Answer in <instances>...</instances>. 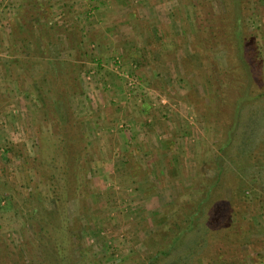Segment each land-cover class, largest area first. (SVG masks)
Returning a JSON list of instances; mask_svg holds the SVG:
<instances>
[{
    "label": "rangeland",
    "instance_id": "1",
    "mask_svg": "<svg viewBox=\"0 0 264 264\" xmlns=\"http://www.w3.org/2000/svg\"><path fill=\"white\" fill-rule=\"evenodd\" d=\"M198 3L204 13L224 10L221 0H115L99 10L88 0L74 20L63 12L48 22L35 17L31 42L25 34L10 39L0 53L10 63L0 69V264H61L53 250L66 239L68 264H142L198 208L192 228L211 229L207 215L218 221L215 234H198L214 235L215 244L194 264H264V96L252 100L251 88L234 115L215 106L210 67H227L232 51L212 46L205 61L206 35L193 37ZM254 4L264 33V0ZM244 26L252 30L250 19ZM255 39L262 43L260 33ZM22 42L33 52H15ZM62 90L72 92L65 103L56 97ZM65 117L92 146L84 197L65 205L66 228L53 220L50 182L35 162L43 161L44 131ZM228 118L233 141L219 152ZM216 155L223 176L200 203L213 180L200 173ZM214 205L217 215H209Z\"/></svg>",
    "mask_w": 264,
    "mask_h": 264
},
{
    "label": "trees",
    "instance_id": "2",
    "mask_svg": "<svg viewBox=\"0 0 264 264\" xmlns=\"http://www.w3.org/2000/svg\"><path fill=\"white\" fill-rule=\"evenodd\" d=\"M254 1L255 0H221L224 10L222 13H218V15L213 11L204 13L201 8L202 5L199 3V6L197 5L194 7L197 23L196 33L193 34V37L206 35L203 41L207 47L204 49L205 61L207 63L211 61L210 54L208 55V53L213 47L218 45L227 51L229 49L232 51L231 61L227 62L229 66L219 67L214 64L213 67H210V80L208 82L211 84L212 78L215 77V90L217 94L212 101H217L215 106L220 105L223 114L224 112L226 113V110L230 111V113L232 112V115L239 112L241 110L239 105L241 102L249 99L248 93L251 88L258 89L255 95H253L252 100L264 96V33L261 31V26L258 25L261 21L259 15H256V4H254ZM243 12H245V15L242 14ZM253 17H255V20L252 19ZM249 19L251 21V31L244 26L246 20L248 21ZM216 21H219V24H216ZM258 33H260V38H262L261 44L256 43L255 38ZM193 46L195 48V44ZM211 52H213V50ZM55 73L54 76L59 78L61 73L57 71ZM219 76L228 77L229 81L225 82L223 78L217 81V77ZM58 82L61 90L63 84L60 78ZM73 82V79L70 77L66 85H71ZM249 82L250 84L248 86ZM227 88H232L235 93H230ZM71 93L72 92L69 90H67V93H64L62 90L61 93H56V97L65 103ZM229 94H234L235 97L233 95L229 97ZM250 95H252V93ZM208 110L207 108L206 112H208ZM63 119L64 120L61 122L54 119L50 124L51 126L44 131V139L41 140L43 161L36 159L35 162L37 164L40 163L43 167L41 168V179L45 178L50 182V196L55 201L56 206L53 220L66 228L65 205L69 199L75 197L82 199V197H84V183L86 175L89 173L92 146L87 139L86 133L80 128L79 122L73 121L72 118L71 120H68L69 118L66 119V117ZM231 122L232 120L230 118L225 122V131L227 130L226 133L228 135L226 134L227 136L223 137L218 147L219 152L223 151V149L229 146L233 141L232 131L236 126L232 125L233 123ZM206 128L210 130L213 126L208 125ZM262 147L264 148V145ZM238 148H241V145ZM211 158V160L209 159V166L204 167L203 171L200 173V179L202 180L203 177H206L208 180H213L206 189L202 190L204 198H201L202 200L200 203L202 201L206 202L212 197V190L214 191L223 176L222 172H224V166L219 163L220 155ZM44 169L47 170L49 176L43 174ZM211 174L214 175L212 176L214 178L209 177ZM193 201H196V199H193L192 202ZM200 203L198 202L197 206H199ZM225 204L229 205V209L232 202L230 204L225 202ZM210 209L209 215L213 213L217 215L218 206L214 205V207ZM194 210L187 215L186 221L179 225L177 223L174 226L176 229L174 230L173 227L170 230L171 238L166 241L164 240L162 246L158 248L156 253L142 264H194L196 260H200L199 256L202 255V253H206L210 246H214V235H209L207 238V236H198V234L205 235L208 232L215 234L217 231L214 227L218 221L217 217L212 216L209 218L207 215L203 220L204 226L211 228L209 230L202 226H200L199 229L195 227L192 228L194 222L197 221L196 212L200 209L198 208L196 212L193 213ZM239 215L241 214L239 213ZM71 229H73V226ZM61 231L63 232L65 229H61ZM182 239H185V241H181ZM222 239L227 243L229 241L228 244H231V240H228L229 237L226 233L223 235ZM71 240L72 239H66V244L56 243V247H54V254L60 257L58 258L61 264H68L67 258L72 256L70 255L71 251L69 252L68 250V247L73 246ZM180 241L184 244L181 247L179 245ZM70 242L71 245L69 246ZM60 245L65 246L60 247ZM177 248L181 251L175 252ZM212 256V261H214V259L220 260V253L215 256L212 254Z\"/></svg>",
    "mask_w": 264,
    "mask_h": 264
},
{
    "label": "crops",
    "instance_id": "3",
    "mask_svg": "<svg viewBox=\"0 0 264 264\" xmlns=\"http://www.w3.org/2000/svg\"><path fill=\"white\" fill-rule=\"evenodd\" d=\"M84 1L88 0H0V53L9 49V46L12 45V40L10 39H12L13 36L18 38V36L25 34L29 37L28 41L31 42L32 39L30 40V38L39 35V32L36 31L34 26L28 27L30 21L33 23L32 20H35V17L48 22V20L51 19L49 16H52V14L56 12H63L62 15L66 17L72 16V19L74 20V18L79 15V12L76 11L77 5ZM114 1L115 0H92V2H96V7H98L97 10L103 6L105 8L109 6V9V4L114 3ZM155 1L156 0H150L151 3H154ZM73 12H75L74 16L72 15ZM101 12L104 14L105 10H102ZM125 16H127V13H125ZM39 43V40L35 43L33 40V43L31 44H34L38 51L40 49L47 51V48L43 45L44 43L42 42V45ZM31 44L28 42H22L20 46L17 43V45L13 47V50H15V52L18 50L21 52L25 49L31 51ZM5 46L6 49H4ZM22 46H24L25 49ZM33 50L34 49H32L31 52H33ZM1 58L3 60V57ZM8 64L10 63L0 61V69H3L4 72H6L5 68L8 67Z\"/></svg>",
    "mask_w": 264,
    "mask_h": 264
}]
</instances>
